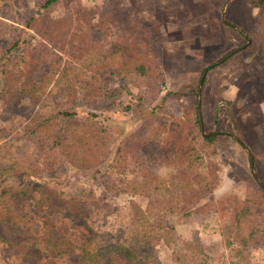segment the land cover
I'll return each mask as SVG.
<instances>
[{
	"label": "trees",
	"instance_id": "trees-1",
	"mask_svg": "<svg viewBox=\"0 0 264 264\" xmlns=\"http://www.w3.org/2000/svg\"><path fill=\"white\" fill-rule=\"evenodd\" d=\"M57 1L47 0L44 7ZM261 1L258 37L264 56ZM110 15L80 7L59 18L31 16L25 26L33 33L0 46L2 104L9 109H35L19 133L21 140L29 138L32 147L13 136L0 144V221L33 227L42 213L68 219L85 229L80 248L87 264H160L159 251L170 246H174L171 257L175 264H211L212 257L199 239L182 238L170 220L206 209L200 206L202 200L219 185V177L207 169L214 136L202 129L201 94L196 93L195 106L183 102L180 114L163 98L132 133L122 136L110 130L100 113L91 110L108 106L120 93L112 89L106 76L149 81L158 74L151 53L156 45L153 32L143 29L130 15L117 19ZM110 22L118 26L117 31ZM103 27L110 39L98 43L92 35ZM204 76L205 72L200 84H204ZM53 87L61 96L49 101ZM130 105L127 108L131 109ZM139 110L146 111L144 107ZM116 146L117 155L99 178L104 182L98 187L65 194L47 179L46 174L68 165L81 170L95 168ZM150 153L149 158L166 168L164 173H151L144 160ZM111 194L146 199L145 206L131 201V218L123 236L100 221ZM223 203L219 201V211ZM252 213L248 205L233 211L232 228L223 237L227 254L220 263L252 264L251 252L245 248L264 241V228ZM7 241L0 236V242ZM20 246L63 256L74 241L64 236L52 238L49 227L43 225L31 230Z\"/></svg>",
	"mask_w": 264,
	"mask_h": 264
},
{
	"label": "rangeland",
	"instance_id": "rangeland-1",
	"mask_svg": "<svg viewBox=\"0 0 264 264\" xmlns=\"http://www.w3.org/2000/svg\"><path fill=\"white\" fill-rule=\"evenodd\" d=\"M46 1L0 0V46L9 45L16 38H24L28 33H33L25 26L31 16L45 20L59 18L69 10L80 7H92L99 15L111 14V19L130 15L140 22L143 29L148 28L153 32L156 45L154 43L151 53L158 70L154 79L147 81L108 75V83L120 93L108 106L100 110L91 109L100 113L104 124L115 134L123 136L136 131L148 120L150 109L163 98H166L167 105L175 114H180L183 102L195 106L200 79L206 68L210 67L202 86L200 109L205 132H222L215 135L211 155L207 158V169L219 177V185L202 200L200 206L206 209L186 218L173 216L170 220L182 238L199 239L201 246L212 257L211 264H222L219 260L222 262L227 254L223 237L232 228L230 218L236 207H251L254 221L264 228V189L261 187V183H264V56L258 37L261 32L258 16L263 8L262 1L231 0L227 4V0H193V5L200 8L197 12L220 21L221 41L218 42L219 36H215L213 29H209L206 42L212 44L203 47V38L191 35L189 49L186 52L178 50L176 53L164 50L156 35L157 29L149 27L150 23L157 21L147 19V12L156 7L152 0H58L48 8L44 7ZM224 10L227 12L225 20L234 25L222 19ZM110 25L114 26V22H110ZM114 30H118L117 25ZM177 31L184 41L187 37L183 30L179 28ZM92 36L98 43H106L110 39L104 27L95 30ZM161 43H164V39ZM233 50L236 51L232 53ZM242 69L248 73V82L242 83L239 80L234 83L232 77L237 76ZM190 77L193 80L189 81ZM60 96L61 91L53 87L52 96L48 100L60 99ZM129 105L131 109L127 108ZM142 107L146 109L143 113L139 110ZM34 110L27 107L9 109L0 100V144L4 138L13 136L16 141L32 147L29 138L23 141L19 133ZM227 132L236 135L242 143ZM118 148L116 146L108 158L95 168L81 170L68 165L60 172L46 174L47 179L65 194H77L98 187L104 182L99 178L115 159ZM250 153L254 156L255 171L260 181L253 174ZM150 155L146 154L144 160L151 173H164L166 168L149 158ZM132 200L146 205L143 197L111 194L108 204L99 215L103 227L108 226L114 233L123 236L130 222ZM219 201L224 202L222 211L218 210L221 206ZM43 225L49 227L52 238L64 236L74 241L68 254L49 256L36 247L21 248L20 245L23 246L31 230ZM33 227L0 221V236L8 239L7 242H0V264H87L80 248V237L82 231L85 232L82 226L63 217L42 213ZM173 250L174 246L162 247L159 251L160 264H175L171 257ZM245 251L251 252L252 264H264V241L247 246Z\"/></svg>",
	"mask_w": 264,
	"mask_h": 264
},
{
	"label": "crops",
	"instance_id": "crops-1",
	"mask_svg": "<svg viewBox=\"0 0 264 264\" xmlns=\"http://www.w3.org/2000/svg\"><path fill=\"white\" fill-rule=\"evenodd\" d=\"M152 1L153 3L156 4V7L152 11L147 12L148 14L147 19L157 20V21L156 23H150L149 27H151L154 30L157 29L156 35H158L160 44L162 45L164 50H166L167 52L176 53L178 50H182L186 52L189 49L191 35L196 36V37L200 36L201 38H203L204 42L201 43V46L203 47L208 46L206 44H212L213 42H206L207 36L209 35L208 34L209 29H213L215 36L216 35L219 36L218 42L221 41L220 21H218L217 18L215 19L213 17L211 18L207 17L205 13L200 14L199 12H197V9L200 10V8L198 7V5H193L194 4L193 0H152ZM178 10H180L182 13L178 12ZM179 13H181L180 17H179ZM179 25H182V26L179 27ZM179 28L183 30L185 37H187L185 38L184 41L183 39H181L182 37L179 36L180 34H177L178 33L177 30ZM162 39H164V43H161ZM216 43L217 42H215L214 44ZM185 45L186 47H184ZM206 73H207V70H205L204 77H206ZM195 75H196V72H195ZM226 78L227 80L229 79L228 76ZM232 78H233L234 83L239 80L242 83H247L249 80L248 73L244 69H242L241 72L237 74V76L232 77ZM188 80L191 81L193 80V78L190 77ZM224 84H226V81ZM215 110L217 111L218 107L215 108ZM214 132H218V131H214ZM227 133H229L228 135L234 137L232 133L230 132H227ZM217 134L208 135V136L215 137V135ZM236 140L241 142L240 139H236ZM251 155L253 156V154L250 153L251 167H252ZM253 160H254V156H253ZM254 167H255V160H254ZM252 171L256 179L260 181L255 171V168L254 170L252 169ZM261 185H262L261 187L263 190L264 183H261Z\"/></svg>",
	"mask_w": 264,
	"mask_h": 264
},
{
	"label": "water",
	"instance_id": "water-1",
	"mask_svg": "<svg viewBox=\"0 0 264 264\" xmlns=\"http://www.w3.org/2000/svg\"><path fill=\"white\" fill-rule=\"evenodd\" d=\"M231 2V0H227V4H229ZM227 4H226V6H227ZM225 14H226V10H224V13H223V19H224V21H226L225 20V18H224V16H225ZM227 23H229V24H232V25H234L233 23H231V22H229V21H226ZM246 35V34H245ZM247 36V35H246ZM248 37V36H247ZM248 43H250V39L248 38ZM202 86H203V84L201 83L200 84V87H199V93L201 94V92H202ZM199 100L201 101V96H200V98H199ZM199 113H200V119H201V121H203V118H202V113H201V109H199ZM202 129H203V132L204 133H206L205 132V130H204V126L202 125ZM217 133H222V132H210V133H206L207 135H214V134H217ZM226 134H229V133H226ZM234 137L236 138V139H238L237 138V136H235L234 135ZM251 158H252V169L254 170V160H253V156L251 155Z\"/></svg>",
	"mask_w": 264,
	"mask_h": 264
}]
</instances>
